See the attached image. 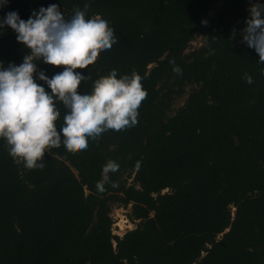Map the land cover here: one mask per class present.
<instances>
[{
    "label": "trees",
    "instance_id": "obj_1",
    "mask_svg": "<svg viewBox=\"0 0 264 264\" xmlns=\"http://www.w3.org/2000/svg\"><path fill=\"white\" fill-rule=\"evenodd\" d=\"M250 1L88 0L85 15L106 17L117 42L74 66L87 72L77 90L135 71L146 91L138 122L82 151L50 146L43 169L14 163L0 139V264H264V65L241 42ZM83 3L8 0L0 18L56 4L67 19ZM196 35L202 45L188 51ZM27 54L0 31L5 66ZM40 70L51 78L62 67ZM108 160L119 168L105 181ZM116 204L140 221L122 237Z\"/></svg>",
    "mask_w": 264,
    "mask_h": 264
},
{
    "label": "clouds",
    "instance_id": "obj_2",
    "mask_svg": "<svg viewBox=\"0 0 264 264\" xmlns=\"http://www.w3.org/2000/svg\"><path fill=\"white\" fill-rule=\"evenodd\" d=\"M7 3L0 0V9ZM87 6L88 0H84L83 8L75 9L67 19L56 4L41 6L27 20L16 11L0 18V31L10 28L17 42L28 50L19 65L5 66L0 61V139L13 162L23 163L27 169H43L50 146L63 144L70 151H82L103 133L121 131L138 122V108L146 91L135 71L118 77L113 69L94 80L91 91L77 90L78 81L87 72L74 66L93 61L99 52L117 42L107 18L85 15ZM248 12L241 42L254 49L258 64L264 65V2L251 3ZM40 61L62 67V71L49 78L43 70L37 72ZM173 71L180 73L181 69L175 66ZM260 74L264 75V66ZM245 79L252 83L250 76ZM58 103L64 106L63 113ZM118 168L117 162L108 160L102 166L103 179L108 180V174ZM97 188L102 192L103 183L98 182Z\"/></svg>",
    "mask_w": 264,
    "mask_h": 264
},
{
    "label": "rangeland",
    "instance_id": "obj_3",
    "mask_svg": "<svg viewBox=\"0 0 264 264\" xmlns=\"http://www.w3.org/2000/svg\"><path fill=\"white\" fill-rule=\"evenodd\" d=\"M261 1L263 0H260V2ZM255 2L256 0H251L250 4L255 3ZM202 42H203V37L200 35H196L194 40L190 43L188 51L198 49L202 45ZM186 97L187 96H184V98H178L175 101L174 108L182 106L186 100ZM132 178L133 177L128 179V183H131ZM131 213H132V205H129L128 207H123L121 205L116 204L112 207L111 217L114 223L113 224V234L114 235L122 237L127 231H130L136 228V226L138 225L140 221L139 220L133 221L130 218Z\"/></svg>",
    "mask_w": 264,
    "mask_h": 264
},
{
    "label": "built area",
    "instance_id": "obj_4",
    "mask_svg": "<svg viewBox=\"0 0 264 264\" xmlns=\"http://www.w3.org/2000/svg\"><path fill=\"white\" fill-rule=\"evenodd\" d=\"M122 229V228H121Z\"/></svg>",
    "mask_w": 264,
    "mask_h": 264
}]
</instances>
